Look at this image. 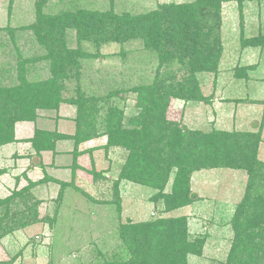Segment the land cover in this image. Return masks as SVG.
Returning <instances> with one entry per match:
<instances>
[{
    "label": "rangeland",
    "instance_id": "1",
    "mask_svg": "<svg viewBox=\"0 0 264 264\" xmlns=\"http://www.w3.org/2000/svg\"><path fill=\"white\" fill-rule=\"evenodd\" d=\"M196 2L0 0V91L4 94L27 85L25 89L32 90L34 97L38 94L44 105L59 103L57 109L37 110L35 121L17 125L19 137L29 139L35 130L58 131L72 136L77 107L71 100L82 94L100 98L97 103L101 107L100 117H106L112 107L123 110L124 142L129 146L108 148L107 135L81 144L83 169L89 173L95 165L99 169L96 177L92 172L83 173L85 188L93 200L69 190L60 203L56 199L58 186L53 187V192L43 186L36 187L33 198L40 202L38 222L32 221L24 229L0 240V262L100 264L102 259L99 261L97 257V246L103 248L109 260L114 259V252L119 248L116 254H122L120 242L112 245L110 236L118 223L117 213L101 201H113L114 182L131 149L137 154L145 153V157L139 156V162L128 166V172L149 171L143 173L146 185L128 182L123 198L120 197L123 218L134 222L158 217L151 204L157 191L149 184L159 182L155 173L163 177L168 167L178 164L177 159H183L178 148L177 133L180 131L209 133L237 129L247 134L242 140L249 142V147L260 133L257 155L261 144L260 157L264 160L262 130L253 134L244 132L251 128L253 119L262 117V113L254 116L255 113L250 111L247 116L243 115L250 100L260 99L259 103L264 104V51L246 45L257 35L264 36V1L227 0L220 3L218 11L209 10L210 0L195 5ZM171 4L186 5V8L184 11L166 8ZM213 21L217 22L216 28ZM168 25L174 28H169L171 30L179 29L177 40L181 46L185 45V50L169 45L170 38L162 32ZM153 29H158L159 33ZM129 30L136 35L134 38L116 40L122 32ZM194 65L204 67V70H196ZM192 77L198 83L201 100L170 98L165 110L158 105L153 108L152 115L140 108L141 101H137L135 90L144 93L143 103H149L165 94L168 85H174L182 78L188 83ZM53 83L58 97L41 94ZM253 86H257L256 90ZM3 105L0 100V108ZM258 107L264 112L263 105ZM157 113H162L163 117L155 119ZM134 118L135 123L132 122ZM24 139H20L22 141L16 147L34 151ZM72 145L73 140L59 144L64 152L61 162L69 164L72 161V156L66 155L68 149H73ZM14 148L15 145H10L5 150L0 149V166H9ZM7 151L10 153L6 154ZM160 151L164 152L162 162L149 163V157L158 159ZM4 155L9 159L3 158ZM43 156L46 163L51 162L52 153ZM38 161L36 158L35 162ZM150 165L156 170L153 175ZM171 171L165 190L168 192L178 168ZM100 172H110L107 179L110 182L100 179ZM232 173L235 175L225 170L220 173L223 176L218 174L216 179L215 173L212 176L208 173V178L204 177L207 185H200L202 179L198 178L192 192L197 189L208 202L195 201L189 205V210L188 206L164 216H185L190 236H205L203 255L189 257V264L227 262L234 236L230 222L243 201L247 180L245 172H239L236 173L237 180L232 182ZM12 185L14 182L10 187ZM45 191L46 195L43 194ZM107 236L104 243L108 244L104 248L102 240Z\"/></svg>",
    "mask_w": 264,
    "mask_h": 264
},
{
    "label": "trees",
    "instance_id": "2",
    "mask_svg": "<svg viewBox=\"0 0 264 264\" xmlns=\"http://www.w3.org/2000/svg\"><path fill=\"white\" fill-rule=\"evenodd\" d=\"M223 1L227 0H210L209 10L215 9L214 11H218L220 3ZM249 1L262 2L264 0ZM202 3L203 0H197L195 5ZM166 8L173 10L179 8V10L184 11L186 5L171 4V6ZM216 23L214 22L215 28ZM169 28L174 29L168 25L167 29L162 31L170 38L169 45L175 46L179 50H185V45L181 46V42L177 40L176 32L179 29L171 30ZM153 31L159 33L158 29H153ZM214 32L217 35V30ZM133 35L132 30L124 31L116 40L126 41L131 39ZM246 45L260 47L264 51V36L257 35L256 38L248 41ZM194 68L196 70H204V67L202 69L196 65H194ZM186 81L187 79L182 78L174 85H168L165 94L158 95L149 103L147 101L143 103L144 93L140 92V95L139 90H135L134 92L138 93L137 101H141L139 104L140 108L152 115L153 108L158 105H162L165 110L168 107L170 98L186 101L201 100L202 96L199 95V86L196 80L192 77L190 79L191 82L187 83ZM27 87V85H21L18 89H13L16 91H5L4 94L0 91V100L4 103L0 108V147L19 142L16 138L17 124L35 121L37 119V110L58 108L59 103H54L55 101L53 102L54 106L44 105L45 103L38 99V94L34 97L31 95L32 90L25 89ZM41 94H51L58 97V91L54 83L47 92ZM74 97L71 102L77 107V115L74 120L75 133L72 136L61 134L58 131L35 130L31 138L24 139L25 142L31 144L32 150L35 152L34 156L39 158L42 157L44 152L57 154L56 147L59 141L73 140V175H75L77 170V158L83 154V152L79 151L81 144L107 135L108 144L106 147H129L124 142L126 128L123 125V110L112 107L108 109L106 117H100L101 107L97 106L100 98L84 97L82 94ZM160 117H163L162 113L155 114V119ZM132 122L135 123L136 119L134 118ZM246 135V133L218 130L209 133L196 131H180L177 133L179 138L178 148L183 153V159L181 161L177 159L179 161L178 164L168 167L166 175L163 177H159L160 173H155L154 166L150 165L151 174L153 175L154 172V176L157 175L159 178L158 183L149 184L150 187L155 188L157 191L151 198V202L158 217L142 222H134L129 218L124 219L122 215L123 205L120 198V184L123 181H128L146 185L143 173L149 172L148 170L136 174L128 172V166L130 168L132 163L139 162V156L145 157V153L137 154L131 149L132 152L129 154L119 178L114 182L113 201H101L106 206L114 208L117 213L118 223L113 228L110 236L112 237V245H119L120 242L123 253L116 254L120 250L119 248L114 252V259L110 258L109 260L106 252L102 251L103 248L97 246L99 248L96 250L97 257H99V261L102 259L100 264H189V257H201L206 243L205 236H190L188 219L185 216L176 218L164 216L188 207L199 200L198 194L192 192V174L210 169L242 170L247 176L243 201L238 206L230 222L234 233L233 247L226 264H264V161L260 160L257 155L260 133L257 134V137H259L257 141L255 143L251 142L253 143L251 144L252 148L249 147V142L246 143L242 140ZM163 155L164 152L160 151L157 156L159 157L158 159L149 157V163L151 162L154 165L157 160L162 162ZM40 165L42 166L43 163L41 162ZM173 168H178V171L171 182V191L166 192L165 190L169 183L168 177ZM6 172V169H0V178ZM91 172L94 177L97 176V171L94 167H92ZM104 174L105 172H100L101 177ZM43 182L42 180L38 182L28 180L26 187L20 190L16 187L11 195L4 199L0 198V213L3 212V215H0V240L20 229H24L32 221L38 222L37 208L40 202L34 200L33 192ZM60 184L61 191L57 201L61 203L64 197V189L70 187L72 182ZM78 191L80 192L81 190L78 189ZM82 194L92 199L83 191ZM44 222H49V220L44 219ZM106 240H108V236L102 240L104 248L108 244L104 243ZM0 264L13 263L6 261L0 262Z\"/></svg>",
    "mask_w": 264,
    "mask_h": 264
},
{
    "label": "crops",
    "instance_id": "3",
    "mask_svg": "<svg viewBox=\"0 0 264 264\" xmlns=\"http://www.w3.org/2000/svg\"><path fill=\"white\" fill-rule=\"evenodd\" d=\"M256 87L253 86V88L255 90H256ZM257 90H259V89L257 88ZM259 101H261V100L260 99H252V100H250L249 101L250 103H246L248 105V107L246 108V114H243V112L241 110H240V113L239 114L240 115L243 114L244 116H247L250 113V111H251L252 113H255L254 116H256L258 114L261 115V113H262V117L260 119H253L251 121L252 122L251 123V126H250L251 128L249 130H247V131L244 130V132H252L251 134H253V133H257L258 131L262 130V139L264 140V138H263L264 137V112H262L260 110V108L258 107V106H262V105L264 106V104L259 103ZM254 107H255V109H252ZM19 124H21V123H19ZM19 124H17V125H19ZM226 131H229V130H226ZM19 132H20V130H19ZM229 132H240V130L233 129L232 131H229ZM16 138H17V140L19 142L22 141L20 139H24L23 137H19V135L17 133V126H16ZM19 142L14 143V144H10V145H15V148L13 149V152L14 153L12 155H10V159L12 160V162L9 164V166L12 164L13 165L12 168L9 167V166L8 167L0 166V169H6L7 170L6 174H4L0 178V198L1 199H4V198L8 197L9 195H11L12 191L16 187H17L18 190L26 187L28 185V180L33 181V182H38V181H41V180L44 181L41 185L37 186V188L43 186L44 189H46L48 191H51V192H53L55 190L53 187L58 186V191H57L56 199H57V197H58V195H59V193L61 191V184L60 183H71L72 182V185H70V187H67V188L64 189V197H63V200L65 199V195L67 194V192L69 190L75 191V192H77V193H79L81 195H83L82 194V191L85 192L86 194H89L88 191L85 188V185H84L83 173H85V172H87V174H90V173L88 172V170L85 171L83 169V166H82V160L83 159H81V156L83 154L80 155L77 158V162H76V164H77V170H76L75 175H73L74 155L73 154H70V153H73V151H74V145H72L73 146L72 147L73 148L72 150L68 149L66 151V155L67 156H69V155L72 156V161L69 164L68 163L66 164V162H61V159L63 158L64 152L59 147V144L60 143H64V142H70V140L69 141L68 140L59 141L57 143V147H56V153L57 154H55L53 152H44V153H42L43 155L45 153H52V159H51V162L50 163H46V161L44 160V156L43 155H42L41 158L35 157L34 156L35 155V152L34 151L31 152L29 150L30 148H28V149L25 148L24 150H21V149L17 148L16 146L20 144ZM90 143H92V142H90ZM262 144L264 145V142ZM10 145L4 146V147H0V149L1 148L2 149L7 148ZM262 148L263 147H261V144H260V147H259V156L258 157H259L260 160L264 161L260 157V153L262 152ZM9 153L10 152H8V151L6 152V154H9ZM4 157H5V155L3 156V158ZM14 158H15V161H13ZM36 158L39 159L38 162H35V159ZM57 158H60V159L57 161L56 160ZM5 159H9V158L5 157ZM16 161H17V163H16ZM41 162L43 163L42 166L40 165ZM95 166H94V168L98 172L99 169L97 170ZM39 170H41V171H39ZM225 170L226 171L227 170H230V171L234 172L235 175H233V173H232V176H231L232 179H233L232 182H234L238 178V175L236 173L244 172L242 170H232V169H210V170H201V171L195 172L193 174L192 179H191L192 186H194L195 183L198 184V181H195V180H198V178H201L202 179L200 181V185H202V184L203 185H207L208 183H205L207 181V179L204 178V177L205 176L207 177L208 176L207 175L208 173L210 174V176H212V174L215 173V179H216V175H218L220 173L222 174V172L225 171ZM14 172H16L17 175H14ZM109 173H106L105 172V174L103 175V177L100 178V179L104 180L105 182H110V180L109 181L107 180ZM221 174L219 176H223ZM18 178H19V181H18ZM13 182H14V185H12L13 187H10L11 184H13ZM127 183H128V181L122 183V185H121L120 192H121L122 198H123V194H125V193H123L124 186ZM51 188H52V190H51ZM76 188H77V190H76ZM78 189H80L81 191L79 192ZM39 190H41V189H39ZM166 192H168V191H166ZM193 192H195L196 194H198L199 197H202L200 191H198L197 189H194ZM6 193H8V195H6ZM43 194L46 195L47 192L45 191ZM88 196H91V195H88ZM205 201L208 202V200L206 198H203L202 197V198H200V200L197 201V203H200V204L202 203L203 204V202H205ZM190 208L191 207L189 206L188 207V210Z\"/></svg>",
    "mask_w": 264,
    "mask_h": 264
}]
</instances>
